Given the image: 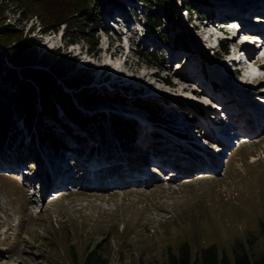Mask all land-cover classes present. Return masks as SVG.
I'll return each instance as SVG.
<instances>
[{
  "label": "rangeland",
  "instance_id": "obj_1",
  "mask_svg": "<svg viewBox=\"0 0 264 264\" xmlns=\"http://www.w3.org/2000/svg\"><path fill=\"white\" fill-rule=\"evenodd\" d=\"M97 1H102L101 15L95 13L85 18L87 24L83 32L78 33L83 37L75 42L66 35L63 20L53 18L49 24L44 17L20 13V10H9L0 16V23L14 26L19 39L39 40V56L44 51L57 50L60 55L76 61L57 81L74 97L77 108L89 117H99V121L83 125L58 106L57 117L44 116L40 124L35 120L29 127L23 116L13 114L16 124L9 132L15 133V138L9 140L11 145L6 147L21 151V146L26 145L24 153L27 149L31 157L26 158L30 163L23 165L25 180L0 167V264H84L89 251L96 247H100L109 264H162L166 261V247L171 244L176 248L181 239L190 241L194 252L216 244L222 253L232 256L234 245L243 242L251 253H262L264 124L263 127L258 123L253 125L251 117L259 120L255 117L259 108L254 104L264 102L260 98L256 101L253 93L263 90L259 91L257 81L244 78L248 76L245 72L237 71L231 52L234 49L238 57L235 47L238 40L232 35L237 21L242 18L232 15L241 8L239 3L246 4V8L252 3L250 0H170L168 9L175 12L171 19L165 7L155 3L163 25L154 27L148 24V16L155 12L145 1ZM40 2L45 6L44 14L48 8L59 15V19L73 11L70 0ZM189 6L191 8H186ZM108 11L111 14L108 15ZM212 14L217 15L210 23ZM221 21L230 28L225 35L218 29ZM184 35L190 42L189 48L177 43L178 37ZM223 40L228 42L227 51L222 47ZM14 44L16 41L8 46L0 42L4 62L12 67L15 65L9 59L7 47ZM81 70L87 71L90 78L77 77ZM261 74L264 75V70ZM65 81L78 82V85L70 86ZM82 91L97 94L98 100H78L75 94ZM120 95L124 96V101L119 99ZM138 98L159 100L163 107L157 113L159 119L164 117L169 121L165 120V124L154 120L156 112L135 104ZM213 101L221 106L218 109L228 104V109L235 113L231 121L243 125L238 129L241 136L234 139L230 156L224 154L219 169L199 168L192 172L193 166L189 164L175 179L157 175L148 183L118 188L71 186L59 194L43 191L40 177L47 171L68 169L67 162L58 165L57 160L65 154L71 158L73 148H83L81 153H86L88 145L92 149L103 143L101 151L104 153L106 146L111 151L120 149L117 144H122L133 149L130 153L133 155L135 148L142 145L155 152L161 147V141L169 146L162 148L171 146L180 153L181 149L190 151L191 145H179L174 140L169 143L165 138H176L181 133L178 128L186 131L196 128L192 135L199 138L198 128L207 125L208 114L221 116L214 109ZM37 106L40 109L39 103ZM114 114L128 119L134 131L121 136L114 126ZM245 120L252 122L251 127L244 125ZM174 122L178 124L177 129ZM133 136L136 139L131 142ZM39 137L51 141L57 152L51 153L48 164L36 148L47 146L38 141ZM199 141L202 142L200 138ZM65 149L67 152H62ZM74 161L77 169L80 168V158ZM0 162L3 164L4 160L0 158ZM73 172L76 177L77 171ZM55 188L57 186L53 192Z\"/></svg>",
  "mask_w": 264,
  "mask_h": 264
},
{
  "label": "trees",
  "instance_id": "obj_2",
  "mask_svg": "<svg viewBox=\"0 0 264 264\" xmlns=\"http://www.w3.org/2000/svg\"><path fill=\"white\" fill-rule=\"evenodd\" d=\"M2 1V0H1ZM0 2V16L3 17L5 12L24 11L27 14H36L37 16L44 17L48 20L47 23H52L53 18L56 20H63L66 24V35H69L70 41L75 42L80 37L78 34L83 32L85 18H89L90 14L102 13V1L96 3V0H70L73 7L72 13L62 18L59 15H54L51 9H45L42 0L36 3L34 0H4ZM145 1L148 6L153 10L154 15L148 16V22L154 27L163 25L162 17L159 15L154 4L158 3L165 7L167 16L171 19L175 16L170 8V0H141ZM5 3H7L5 5ZM186 8H191L186 7ZM54 19V20H55ZM99 23V22H98ZM57 27V26H54ZM101 27V26H100ZM58 28V27H57ZM69 33V34H68ZM14 26L10 23H0V42L4 46L9 43L15 42L14 46L7 47L10 58L15 65L14 67L7 65L3 59V53L0 50V142L4 144L7 140L15 138V133L10 134L9 128L15 126L16 122L13 119V114L16 117H24L27 125L32 127L35 120L40 124L44 116L51 115L57 117L59 112L58 106L62 107L70 118L81 122L83 125L89 122L99 121V117H89L74 105L73 96L66 91L57 81L69 67L75 65V60L71 57L66 58L60 55L59 51L53 50L43 52L38 55L37 45L38 39L34 37H16ZM17 39V40H15ZM167 40V39H166ZM177 43L182 44L184 47L189 48L190 42L187 36H180ZM222 47L228 49L227 40L222 42ZM155 58H158L156 53H153ZM10 60V61H11ZM39 63L41 66H36ZM79 71L77 77L86 76L87 79L90 75L87 71ZM70 86L77 87L78 82L72 83L65 81ZM3 84V85H2ZM91 96V97H90ZM78 100L93 99L98 100V96L91 95L85 91L75 94ZM100 99H102L100 97ZM119 99L125 100L124 96L120 95ZM137 105L143 106L152 112H158L163 107L161 102L152 99H140L136 101ZM37 103L40 104L38 109ZM150 108V109H149ZM128 119L122 118L120 115L114 114L113 121L117 131L121 136H127L126 133L134 131L132 123L127 122ZM37 123V122H36ZM100 124V123H99ZM126 131L122 130L124 127ZM16 128V127H15ZM120 128H123L122 130ZM128 130V131H127ZM51 136V132H49ZM133 138V137H132ZM54 138L52 137V140ZM178 243L175 248L169 244L165 249L166 261L162 264H264V251L260 254L251 253L245 243L238 242L232 249V256L225 252H221L216 244H211L202 247V249L194 252L193 246L188 240H183ZM84 264H109L108 259L102 253L100 247H96L89 251L86 256ZM158 264V263H149Z\"/></svg>",
  "mask_w": 264,
  "mask_h": 264
},
{
  "label": "bare ground",
  "instance_id": "obj_3",
  "mask_svg": "<svg viewBox=\"0 0 264 264\" xmlns=\"http://www.w3.org/2000/svg\"><path fill=\"white\" fill-rule=\"evenodd\" d=\"M215 2H217V1H215ZM261 2H263V3H261ZM250 4H251L250 5L251 7L248 6V8H246L245 7L246 4L239 3L241 8L236 9V13H235V15H232V17L237 18L239 16L238 13H240V15H241V13L244 12V10L250 12L249 14L251 16L254 13H257V14H260L257 16H263L264 17V0H250ZM231 7H233V6H231ZM109 11L107 12L108 15L111 14V12H109ZM212 12L213 11H211V13ZM216 15L217 14H214L212 16L213 19L211 20L210 23H213ZM233 20H237V19H233ZM241 22H243V19ZM241 30H242V24L240 25V28L238 31L240 32ZM252 32H254V31H252ZM147 35H148V33L145 34L144 37L146 38ZM212 36H214V34H212ZM141 43H142V40H141ZM185 51H188V50H185ZM189 52H190V50H189ZM172 58H173V56H172ZM239 58H241V57L239 56ZM233 62H235V63H233L235 68L238 69V67L236 65L237 62L235 59L233 60ZM249 74L250 75L253 74V72L250 69H249ZM244 78H246V77L244 76ZM258 79L263 80L260 77ZM248 80H250V79H248ZM252 91H254V90H252ZM255 91H257V90H255ZM146 93H148V92H146ZM211 95H213V94L211 93ZM253 95L255 96L254 98H256V101L260 100V99L262 101V97L264 98V96H262V97L256 96V95H261V93H259L258 91L256 93H253ZM213 97H215V96H213ZM231 101H234V99L232 98ZM262 102H264V100ZM247 104H249L248 106H250V103H247ZM263 105L261 103L255 102L254 107L257 109L259 108L258 110L256 109L258 112L256 111L257 116H255V117L258 118L259 120L252 119L253 117H251V120H253V125H254V123H258L259 124L258 126L263 127L262 126V124H264V119H263L264 114L262 113V111L264 110ZM141 108H145V107L142 106ZM228 108H229L228 104L222 106V110L227 113L226 115H223L222 117L218 116L217 114L216 115L212 114L211 117L207 119V123L211 129H208L206 126L204 128H198L199 132L197 135H201L204 137H211V133H212L214 127H216L221 132H223L224 135L232 143L234 141V139L237 137L234 135L233 132L238 131L239 127H243V125L238 126L233 121H231L233 119L235 113L232 112ZM158 112H160V111H158ZM155 116H156L155 117L156 119H154V120L161 121L162 123H165L166 122L165 120L168 119V118H164V117H163V119H159L160 118L159 114H157ZM193 116H194V114H193ZM151 120H153V119H151ZM168 121H169V119H168ZM248 121H250V120H248ZM172 122L173 121H171V123ZM198 122H199V120H198ZM175 123L176 122H174V124ZM244 123H245L244 125H246L247 127L248 126L251 127V125H252V122H246V120ZM212 125L214 127H211ZM177 128H178V124H177L176 129ZM253 128L256 129L257 127H253ZM104 129L105 128L102 129L101 134L103 133ZM178 129H179L178 131L181 133H178L176 138H172V137L167 136L168 138H165V141L170 143V141L174 140V141L178 142L179 145H181L182 143L187 145V146L191 145L192 149L190 151H188V149H181V153H180L179 151L174 150L171 146H170V148H162V147H169V146L168 145L164 146L161 141H159V145H161V147H160L161 149L158 147L157 151L151 152V151H148L147 149L143 148L144 145H142V146H139L138 148H135L136 152L133 155H130V153H132L133 149H128V147H124V145H122V144H117V146H118L117 148H120V149H113L111 151H109L110 147L106 146L104 148L105 149L104 153H102V151H101V149H102L101 147H103V143L99 144L98 147L97 146L93 147L92 149L90 148L91 146L88 145L86 148L87 151H86V153H83V155L80 154V152H82L83 148H80V147L73 148L71 158H67L68 154L67 155L65 154V157H64V153H63V157L65 159L60 157L57 160L58 165L59 164L63 165L67 162L69 165L68 169L63 168L64 170L60 169L61 171H57V169H56V171L54 170V171H52V173H50V171H47L42 177L39 176L41 178V180H43L42 181L43 182L42 189L46 194H48L49 191L51 192L53 190L54 186L59 185V184L76 185V186H80V188L89 189L88 186L93 182V180H94V182H97L99 184L101 189H108V187H105V182L107 181V179L109 177L110 178H115L117 176L123 177L125 175H130V174L136 173V172H148L150 165H152L157 160L159 163H162L163 166H171L176 171V173L172 172V174H176V176H178L177 174L182 173L185 170V168L187 170V167L190 165L193 166L192 172L196 171L199 168H201V169L206 168V169H209L211 171H215L216 169L220 168L222 158H223L224 154L226 153V149L219 152V153H213L209 149H207L206 147L203 146V144H202V143H204L203 141L202 142L199 141V138L201 136H199V138H195V136L192 135L196 131V128H193V130L189 129L188 131L180 130L181 128H178ZM103 136H105V135H103ZM135 139H136L135 136H133L131 142H134ZM176 139H178V140H176ZM38 141L47 145L46 147L41 146L39 148L37 146L36 148L40 152L41 156L44 158L43 161L45 162V164H48V162L52 159L51 153L53 152L55 155L57 152L55 151V149L51 145V141L46 142L41 137L38 138ZM121 145H122V147H121ZM33 146H35V145H33ZM25 147H26V145H25ZM34 149H35V147H34ZM50 150H52V151H50ZM62 152L66 153L67 150L65 149ZM42 153H43V155H42ZM92 153H94V154L92 156H89ZM3 156H7V152L0 150V158L3 159ZM28 156L31 157V154L26 149V156L24 158H20L18 160H14V161H9L7 159H3L4 163L2 162L3 164H0V167L6 169L7 171H13V170H11V168L7 169L5 167L19 166V164H21V167H22V165H25V161L28 160V159H26ZM76 157L80 158V161L78 163L80 168L78 167V169H77V165H75V164H77L76 161L72 162L73 160L76 159ZM101 157H102V159H101ZM67 159H70V161L69 160L67 161ZM58 161H59V163H58ZM192 162H194V163H192ZM196 164L200 165V166L197 167ZM58 165H57V168L58 167L60 168L61 166H58ZM72 165H73V167H72ZM64 166H66V165H64ZM92 167H94V169H92ZM195 167H197V168L195 169ZM74 169L77 171L76 174L79 177H77V176L75 177L73 175Z\"/></svg>",
  "mask_w": 264,
  "mask_h": 264
}]
</instances>
